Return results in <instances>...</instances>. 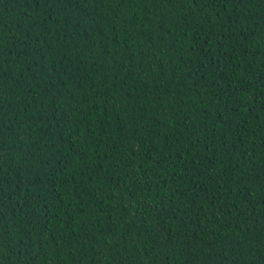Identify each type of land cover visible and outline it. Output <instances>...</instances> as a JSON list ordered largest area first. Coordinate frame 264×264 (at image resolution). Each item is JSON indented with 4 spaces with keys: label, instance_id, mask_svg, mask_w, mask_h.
Instances as JSON below:
<instances>
[{
    "label": "trees",
    "instance_id": "obj_1",
    "mask_svg": "<svg viewBox=\"0 0 264 264\" xmlns=\"http://www.w3.org/2000/svg\"><path fill=\"white\" fill-rule=\"evenodd\" d=\"M0 264H264V0H0Z\"/></svg>",
    "mask_w": 264,
    "mask_h": 264
}]
</instances>
